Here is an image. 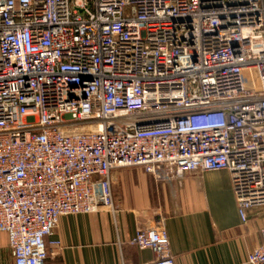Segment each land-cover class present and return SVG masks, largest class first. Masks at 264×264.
Segmentation results:
<instances>
[{
    "label": "built area",
    "instance_id": "built-area-1",
    "mask_svg": "<svg viewBox=\"0 0 264 264\" xmlns=\"http://www.w3.org/2000/svg\"><path fill=\"white\" fill-rule=\"evenodd\" d=\"M130 168L227 171L242 223L264 210V0H0L12 264H45L62 217L114 212L112 173ZM130 244L176 264L161 222Z\"/></svg>",
    "mask_w": 264,
    "mask_h": 264
},
{
    "label": "crops",
    "instance_id": "crops-1",
    "mask_svg": "<svg viewBox=\"0 0 264 264\" xmlns=\"http://www.w3.org/2000/svg\"><path fill=\"white\" fill-rule=\"evenodd\" d=\"M161 178L130 168L113 171L115 211L65 216L48 239L45 264H147L150 250L130 242L137 229L161 222L176 264H248L261 245L264 210L246 224L227 171ZM172 176V177H171ZM57 243L58 245H53ZM8 236L0 233V264H12Z\"/></svg>",
    "mask_w": 264,
    "mask_h": 264
}]
</instances>
